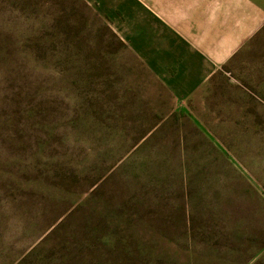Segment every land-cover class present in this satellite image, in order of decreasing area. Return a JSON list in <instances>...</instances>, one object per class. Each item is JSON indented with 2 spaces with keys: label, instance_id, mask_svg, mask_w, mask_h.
<instances>
[{
  "label": "rangeland",
  "instance_id": "1",
  "mask_svg": "<svg viewBox=\"0 0 264 264\" xmlns=\"http://www.w3.org/2000/svg\"><path fill=\"white\" fill-rule=\"evenodd\" d=\"M173 110L88 0H0V264H264V33Z\"/></svg>",
  "mask_w": 264,
  "mask_h": 264
},
{
  "label": "crops",
  "instance_id": "2",
  "mask_svg": "<svg viewBox=\"0 0 264 264\" xmlns=\"http://www.w3.org/2000/svg\"><path fill=\"white\" fill-rule=\"evenodd\" d=\"M88 1L173 96L174 111L243 64L264 33V0Z\"/></svg>",
  "mask_w": 264,
  "mask_h": 264
}]
</instances>
